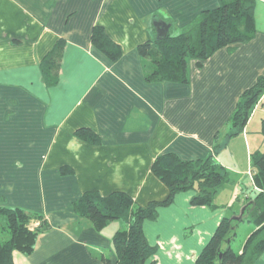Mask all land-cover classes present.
<instances>
[{
  "label": "crops",
  "instance_id": "obj_1",
  "mask_svg": "<svg viewBox=\"0 0 264 264\" xmlns=\"http://www.w3.org/2000/svg\"><path fill=\"white\" fill-rule=\"evenodd\" d=\"M219 3L0 0V195L49 223L30 254L13 251V264H105L103 256L114 263L112 236L124 224L111 220L98 231L72 202L87 191H122L142 206L163 200L168 187L151 170L158 154L194 160L225 141L241 93L264 74V0H255L253 37L217 49L200 68L191 60L188 83L146 82L137 51L156 34L154 20L183 30ZM94 25L119 44L118 59L92 45ZM60 39L58 82L47 86L41 61ZM263 104L264 96L244 130L215 155L230 177L214 194L215 207L191 204L194 192L185 190L143 221L156 246L153 264H194L220 220L255 197L250 154L260 140L250 141L247 125ZM80 127L98 141L78 137ZM251 264H264V250Z\"/></svg>",
  "mask_w": 264,
  "mask_h": 264
},
{
  "label": "trees",
  "instance_id": "obj_2",
  "mask_svg": "<svg viewBox=\"0 0 264 264\" xmlns=\"http://www.w3.org/2000/svg\"><path fill=\"white\" fill-rule=\"evenodd\" d=\"M254 4L255 0H220L215 8L203 10L198 19L180 33L172 35L170 24L166 36L156 38L155 34L151 40L139 44L137 51L142 59L145 81L188 83L191 60L200 68L217 49L248 42L256 31ZM91 42L111 61L121 55L119 44L100 25L93 26ZM63 47V40H58L41 61V74L47 86L58 82ZM263 96L264 74L241 93L229 118L231 131L226 134L225 141L217 142L204 158L183 160L172 151L154 158L151 170L169 190L165 199L152 200L142 206L122 191L106 196L87 191L72 202L73 212L89 220L98 231L111 220H119L125 225L112 236L116 261L112 263L103 256L105 264H153L156 246L147 241L142 224L144 220L155 219L158 207L172 202L176 193L192 190L191 204L215 207L214 194L230 181L229 172L215 155L232 136L244 130ZM261 132L264 135V117ZM75 134L89 142L98 141V136L86 127L78 128ZM250 160L253 183L258 190L255 197L245 203L243 216L254 223V230L236 251L230 246L236 220L223 217L194 264H251L264 250V149L254 150ZM0 213L5 217L0 231V264H13V251L30 254L36 248L39 234L49 228V223L39 211L5 205L2 195ZM5 231L8 235L3 238Z\"/></svg>",
  "mask_w": 264,
  "mask_h": 264
},
{
  "label": "rangeland",
  "instance_id": "obj_3",
  "mask_svg": "<svg viewBox=\"0 0 264 264\" xmlns=\"http://www.w3.org/2000/svg\"><path fill=\"white\" fill-rule=\"evenodd\" d=\"M182 30L177 29L176 27H173L170 30V33L172 35H176L178 33H180ZM264 107V104H263ZM264 117V113H261L260 110H258L253 119L251 120L250 123H248L247 125V130H248V137L250 138V141H253L254 144H256L258 141L260 140V150L264 149V135L261 132V119ZM226 184V183H225ZM241 184V183H240ZM243 187L247 189V191L249 193H251V188L249 183H247V181H244ZM240 187H242L241 185H239ZM242 200L245 199L243 193L240 194L239 196ZM244 207V206H242ZM242 207H240V209H238V212L240 213ZM245 218L243 220H236V224L234 226V235L232 236L231 240H230V246L234 249V250H239L245 240L247 239V237L252 233V231L255 228V225L252 221H250L249 219H247L246 216H244ZM5 223V217L2 213H0V231L2 232V225H4ZM125 225H123L124 227ZM122 227V228H123ZM8 233L7 231H5L4 233H2L3 238L7 237Z\"/></svg>",
  "mask_w": 264,
  "mask_h": 264
},
{
  "label": "water",
  "instance_id": "obj_4",
  "mask_svg": "<svg viewBox=\"0 0 264 264\" xmlns=\"http://www.w3.org/2000/svg\"><path fill=\"white\" fill-rule=\"evenodd\" d=\"M153 25H154L155 30H156V38H161L163 36H166V34L168 33V29L170 27V23H168L164 20H154ZM244 208L245 207H242L240 213L238 215L231 217V218L235 219V220H241L243 217Z\"/></svg>",
  "mask_w": 264,
  "mask_h": 264
}]
</instances>
